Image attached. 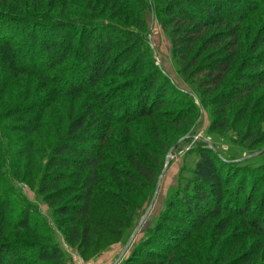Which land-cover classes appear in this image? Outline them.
Here are the masks:
<instances>
[{
	"label": "trees",
	"instance_id": "trees-1",
	"mask_svg": "<svg viewBox=\"0 0 264 264\" xmlns=\"http://www.w3.org/2000/svg\"><path fill=\"white\" fill-rule=\"evenodd\" d=\"M106 1L109 4H105L111 6L107 16L111 17L115 14L111 12L113 5L120 4L115 0ZM257 3L260 4L249 0H165L159 8L162 16L186 24L181 31L196 35L188 41L191 47L204 36L207 28H225L224 32L206 38L199 54L226 40L206 61L208 70L215 72L213 83L209 85L217 88L213 104L221 107V119L211 124L213 131L226 132L230 121L225 109L244 104L246 112L256 97L255 92L264 86V60L259 55L264 46V30L255 39H246L243 56L237 53L239 33L235 24L256 14L264 0ZM13 5L0 2V69L7 74L0 96L6 82L26 75L36 76L43 89L51 87L40 98L39 113L22 126L24 137L37 129L42 111L59 95L71 100L87 95L89 100L84 110L71 115L64 134L49 145L48 154L33 141H27V152L22 157L34 167L37 159L33 156L40 153L44 156L37 194L53 207L55 224L64 241L83 253L103 250L108 240L120 239L126 229L131 230L130 234L135 230L136 226L131 224L135 222L136 213L129 200L135 196V190L145 189L148 199L154 193L163 159L157 154L156 157L149 155L153 151L148 153L142 149L136 139L142 140L144 134L138 135L130 127L136 122L142 125L144 120L155 119L156 113L167 104L162 74L147 61L142 40L129 30L109 23L98 27L83 24L76 32L73 23L68 21L18 16L10 10L16 6ZM236 8L242 9L241 16ZM88 19L91 20L90 16ZM21 25L26 26L30 36L16 46L14 42L21 35ZM67 26L71 28L66 29ZM235 60L241 64L238 72L231 75ZM260 67L263 70L256 72ZM70 71L73 72L67 77ZM139 72L146 74L140 82L144 86L140 90L146 92L139 91L135 101L130 92L122 94L121 87L116 93L98 89L103 81ZM154 87L160 91L156 97L150 93ZM20 96L15 94L18 108L14 112L17 114L22 106L18 116L25 117L33 111L24 107L22 101L18 102ZM262 102L261 99L259 106L264 107ZM116 127L124 133L121 152L107 145L111 134L117 133ZM243 138L252 153L264 144V134L257 126ZM113 152L122 159H113ZM196 156L192 180L185 185L187 191L170 201L171 207L160 216L155 227L145 231L140 243L119 264H264V194L260 201L256 200L261 180L264 182V165L253 171L250 175L253 184L247 186L245 175L250 170L234 167L203 147ZM39 160L42 159H38V163ZM0 184H3L1 179ZM230 186L234 190L232 199L228 200L225 196ZM231 203H236V207L231 208ZM11 205L21 207L19 214L16 212L17 216L12 217V223L11 216L6 215L11 213ZM35 213V207L30 204L11 200L7 193L0 196V264L65 262V254L53 243L52 236H39L43 244L34 245L33 257L24 256L21 241L18 245L12 242L15 234L30 233V217ZM234 220L238 221V227L231 228ZM174 223L185 226L186 230L174 227ZM8 224L18 233H9ZM223 237L232 245L226 253L219 251L216 259L209 260L211 239L216 240V244Z\"/></svg>",
	"mask_w": 264,
	"mask_h": 264
},
{
	"label": "rangeland",
	"instance_id": "rangeland-1",
	"mask_svg": "<svg viewBox=\"0 0 264 264\" xmlns=\"http://www.w3.org/2000/svg\"><path fill=\"white\" fill-rule=\"evenodd\" d=\"M115 1H118L120 6L113 5L111 12L115 14H111L112 16L109 17L107 12L111 6L107 5L109 3L106 0H0L1 4L11 3L16 5H13V9L10 10L18 16L30 15L29 17L36 19L68 21L73 23L76 32H78V27L83 24H93V26L98 27L109 23L129 30L139 36V39L144 43L142 49L147 55V61H150L162 74L161 84L164 83L167 88L165 96L167 104L163 106L161 111L156 113L155 119L144 120L142 125L136 122L132 124L133 127H130V129L138 135L144 134L142 140L136 139L137 143L143 146L142 149H145L148 153L153 151L149 155L156 157L155 154H157L160 159H163L157 183L161 174L163 175L152 209L133 238L121 260L122 262L128 258L133 247L140 243L145 231L154 228L160 216L171 207L170 201L187 191L185 185L190 184L192 180L193 168L197 162L196 153L199 148L203 147L213 151L234 167H243L248 169L247 171L250 170L245 175L246 185L253 184L250 175L256 172L254 170L264 165V144L252 153L248 150V141L245 142L243 136L246 133L254 132L256 126L260 127L261 133L264 134V119H261L264 107L259 106L261 99L263 101L262 106H264V86L255 92L256 97H254L249 110L246 112L244 104L225 109L230 121L226 132L213 131L211 124L221 119L219 114L221 107L213 104L217 88L209 85L213 83L215 72L208 70L209 62L206 61L213 52L225 45L226 40L221 45H212L201 56L199 54L206 38L212 34L224 32L225 28L223 26L207 28L204 36L200 37L196 44L191 47L192 44L189 45L188 41L195 39L196 35L181 31L186 24L183 21L173 20L161 15L159 8L163 7L165 0ZM249 1L260 4L257 3V0ZM235 11L238 15H242V9L236 8ZM258 11L256 14L248 16L244 21L235 24L239 33L237 37L239 44L237 53H239V56H243L242 52L245 51V45L248 43L246 39H255L259 32L264 30V4L259 7ZM87 15L90 16L91 20L88 19ZM21 27V35L14 42L16 46H20L23 40L29 39L30 36L26 26L21 25ZM70 28L66 27V29ZM261 49L263 50L259 55L264 60V46ZM18 55L21 56L22 53ZM197 56H199L198 59ZM235 62L230 70L231 75L238 72L241 64H238L236 60ZM191 65H194L195 68ZM262 70L263 68L260 67L255 71L261 72ZM72 72H68L66 76L68 77ZM145 76V72H139L125 78H111L108 81H103V86H98V89L106 88V91L116 93L120 92L118 89L121 87L122 94L130 92L134 95L133 100L135 101L138 98L139 91H141L140 89L144 88L140 82ZM6 77V72L0 69V87L4 83L3 78L6 79ZM228 79L230 80L229 74ZM47 87L43 89L42 82L36 76L26 75L6 82V85L3 86V94L0 96V179L3 181V184H0V196L7 193L11 196V200L23 201L25 205L30 204L36 209V215L30 217L32 221L30 233L22 234V236L21 234H15V232L18 233L17 230L9 224L6 229L9 233L15 234L12 240V242H15L14 245H18L19 241L22 242L21 251L26 257H33L36 250L35 246L38 247L43 244L40 237L49 235L53 237V243L59 245L65 254L63 264H115L135 230L131 234V230H124L120 239L108 240L106 248L100 251L83 253L75 247H70L64 241L60 231L57 230L53 207L43 201V198L37 194L38 180L45 164L44 156L41 153L33 156L34 159H37L34 163L38 164L34 167L22 157L23 153L27 152V141H33L35 146H41L48 154L50 152L49 145L56 143V137L64 134V128L71 120V115L74 116L84 110L85 105L89 103L87 95H83L76 100L59 95L49 107L42 111L39 123L36 126L37 129L32 135L25 138L22 126L27 123L28 119L39 113L37 106L39 107L40 98L45 95L47 89L51 88ZM158 89L157 87L150 89L152 97L160 94ZM212 89H216L215 92ZM15 94L21 95L19 99L17 98L18 102L22 101L24 107L32 109V113L25 117L18 116L21 113L22 106L18 109L17 114L14 112L18 108L15 107L17 103ZM119 118H121L120 115ZM114 130H117V133L111 134L107 145L115 151L121 152V137H124V133L122 134V129L119 127L114 128ZM147 147L150 149H147ZM47 148L48 150H46ZM35 149L38 148L35 147ZM138 149L140 150V148ZM111 155L113 159H122L115 152ZM38 159L42 160H39L38 163ZM167 159L168 164L166 167ZM222 177L225 178L227 175ZM233 190V186L227 188L228 195L226 194L225 197L228 200L232 199ZM155 191L156 187L151 199H148L145 189H136L135 196L132 199L129 198L136 213L135 222L131 224L133 227L136 226L134 229L141 222ZM263 194L264 182L261 180V186L256 196L257 202L261 200ZM232 203L229 206L235 208L236 203ZM20 208L17 205L10 206L11 213L6 215L11 216V223L14 221L12 217L19 214ZM238 224V221H232L231 228L238 227ZM173 226L186 230L185 226L181 227L178 223H174ZM215 241L213 238L211 239V246L208 250L209 260L216 259L219 251L226 253L228 247L232 245L228 244L225 237L217 241L216 244ZM212 248L213 252L211 251ZM32 264L36 263L33 262Z\"/></svg>",
	"mask_w": 264,
	"mask_h": 264
},
{
	"label": "water",
	"instance_id": "water-1",
	"mask_svg": "<svg viewBox=\"0 0 264 264\" xmlns=\"http://www.w3.org/2000/svg\"><path fill=\"white\" fill-rule=\"evenodd\" d=\"M167 164H168V159H167V161H166V167H167ZM162 175H163V174H161V176H160V178H159V180H158V183H157V186H156L155 194H154V196H153V199H152V201H151V203H150V205H149L147 211L145 212V214H144V216H143L141 222L139 223V225L137 226V228H136L135 231L133 232L131 238L129 239V241H128L126 247L124 248V251H123L122 255L119 257V259L116 261L115 264H119V263L121 262V260L123 259V257L125 256V254H126L128 248H129V246H130V244H131L133 238L136 236V234H137L138 231L140 230L142 224L144 223V221H145L146 218L148 217V215H149V213H150V211H151V209H152V206H153V204H154V200H155V198H156V195H157V192H158V189H159V185H160V181H161V177H162Z\"/></svg>",
	"mask_w": 264,
	"mask_h": 264
}]
</instances>
